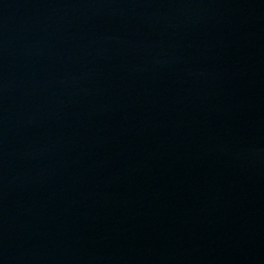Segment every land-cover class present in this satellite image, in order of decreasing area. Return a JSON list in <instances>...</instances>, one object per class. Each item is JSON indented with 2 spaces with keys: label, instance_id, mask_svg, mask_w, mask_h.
Masks as SVG:
<instances>
[{
  "label": "water",
  "instance_id": "95a60500",
  "mask_svg": "<svg viewBox=\"0 0 264 264\" xmlns=\"http://www.w3.org/2000/svg\"><path fill=\"white\" fill-rule=\"evenodd\" d=\"M0 264H264V0H0Z\"/></svg>",
  "mask_w": 264,
  "mask_h": 264
}]
</instances>
